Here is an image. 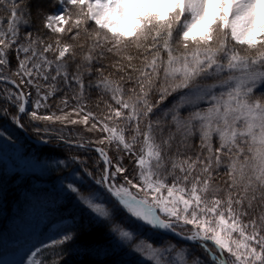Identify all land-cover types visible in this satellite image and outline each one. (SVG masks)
Masks as SVG:
<instances>
[{
    "label": "snow or ice",
    "instance_id": "6c2138e0",
    "mask_svg": "<svg viewBox=\"0 0 264 264\" xmlns=\"http://www.w3.org/2000/svg\"><path fill=\"white\" fill-rule=\"evenodd\" d=\"M56 3L49 35L32 0H0V152L16 145L4 125L31 127L41 144L74 146L79 169L25 194L72 226L41 242L51 259L34 246L26 264H66L63 246L92 233L103 241L73 251L113 264L183 255L143 231L187 242L191 264H264V0Z\"/></svg>",
    "mask_w": 264,
    "mask_h": 264
},
{
    "label": "rangeland",
    "instance_id": "374dc122",
    "mask_svg": "<svg viewBox=\"0 0 264 264\" xmlns=\"http://www.w3.org/2000/svg\"><path fill=\"white\" fill-rule=\"evenodd\" d=\"M59 7V5H58ZM57 7V8H58ZM57 9L54 14H56ZM7 131L15 138V149L5 148L0 152V189L3 185V181L9 176L19 175L21 177L41 176L43 178L51 175L52 171L58 170L64 164H57L59 159L55 158H42L36 157L39 149L29 148L22 143V139L18 138L13 131L12 125H4ZM18 138V139H17ZM72 171L67 174L56 175L53 179L44 180V183L35 184V189H52L53 185L58 181L65 179V183L73 179ZM33 186V185H31ZM25 195L26 192L24 191ZM29 202L27 206L19 212H12L13 214L9 218V243H5L0 247V264H15L20 260H24L26 264V253H29V249L35 250L34 246L41 247V242L51 243L53 239L58 238L65 232V229L71 224L70 218L65 216L60 217L56 210V205L52 203L46 196L41 195L39 199L29 196ZM67 207L69 205L65 203ZM9 212H5L0 200V221L7 218ZM59 217L53 222H49L50 218ZM49 222V224H48ZM142 238H145L146 243H152L153 247H164L166 241L170 240L172 244L177 245V251L183 253V255L177 256L172 254V259L175 264H191L188 258V254L193 252L192 248L187 247V244L176 242L174 239L167 238L165 235H157L152 231H143ZM46 253H44L45 255ZM40 256V259L44 258ZM147 252L144 254L135 253L131 256L125 255V259L131 260L136 264H153L152 261L147 259Z\"/></svg>",
    "mask_w": 264,
    "mask_h": 264
},
{
    "label": "trees",
    "instance_id": "16d2710c",
    "mask_svg": "<svg viewBox=\"0 0 264 264\" xmlns=\"http://www.w3.org/2000/svg\"><path fill=\"white\" fill-rule=\"evenodd\" d=\"M58 4L56 3V0H32V9L35 15L33 17H29L30 19H33L35 22L36 28L42 30L45 33H48L51 35L50 31L48 29L43 28V23L46 21V16L49 14H54L55 10L57 9ZM25 13L27 14V9H25ZM29 30V29H24ZM17 67V62L15 58L12 60V68L8 71V75H11V73L15 70ZM13 79L15 77L13 76ZM5 85H0V87H3ZM10 87V86H9ZM29 91H33L34 89H29ZM60 95V94H58ZM97 102V92L93 90L91 97L87 100L88 106L93 110L97 111L95 108V103ZM40 127H44L45 125L40 124ZM13 131L16 133L18 138L22 139V143L31 148H34V145L30 143L24 135L17 130L15 126H12ZM55 127L58 129L60 125H55ZM71 130V128L69 129ZM85 137H91L93 136V133H87L83 131V128L78 129ZM26 133L29 135V137L33 140H38V135L34 131L31 130V127L27 128ZM98 135V134H97ZM17 138V139H18ZM77 154V151L74 147L69 148V146L63 145V144H51V145H44L42 146L39 151L36 154L37 160L42 158H55L59 160H64L65 165L62 167H59V169L52 171L51 175L48 177H41V176H32V177H21L19 175L15 176H9L10 178H6L3 181V185L0 189V200L1 204L3 205L4 211L9 212V215L7 218L1 219L0 221V247L7 242V238H9V218L13 214L12 212H19L23 210L27 203L29 202V199H25V195L23 192L25 191L26 194L31 193L35 189V184H37L38 188L40 187L38 184L44 183V180L53 179L56 175L61 174H67L70 171L79 170L78 165L72 164L71 162V155ZM2 178V176L0 177ZM2 183V181H0ZM33 185V186H31ZM30 196V195H29ZM62 208L66 210L68 207L66 204L62 205ZM60 217H64L63 212H58ZM66 216V215H65ZM59 217H53L50 218L49 222H53L57 220ZM86 217H81L79 227L81 230L83 228L84 223L86 222ZM48 222V224H49ZM72 226L70 225L65 229L66 231H71ZM170 238V237H167ZM172 239V238H171ZM103 241V237L99 233H92L87 235L86 237H82V239L79 242H71L66 245H64L65 254L62 258L57 259H63L66 261V264H113L114 260L117 259L116 257H111L108 259H104L102 253L98 254L97 252H92L89 255H81L77 252L73 251L74 244L79 243L81 245L83 244H96ZM176 241V240H175ZM178 242V241H176ZM193 250V249H192ZM46 253L44 255V258H52V253L50 251H45ZM40 258V257H39ZM122 259L124 261V264H136L135 262L125 259V255L122 256Z\"/></svg>",
    "mask_w": 264,
    "mask_h": 264
},
{
    "label": "water",
    "instance_id": "95a60500",
    "mask_svg": "<svg viewBox=\"0 0 264 264\" xmlns=\"http://www.w3.org/2000/svg\"><path fill=\"white\" fill-rule=\"evenodd\" d=\"M8 86H10V87H14V86H11V85H8ZM17 130L20 131V132L24 135V137H25L29 142H31L33 145H35L37 148H40V147L44 146V144L39 143L38 140H33V139H31V138L29 137V135L26 133L25 130L18 129V128H17ZM73 147H74V146H73ZM166 236H167V237H171V238L175 239L176 241H178V238L174 237V235L171 234V233L167 234ZM180 242H183V241H180ZM183 243H187V242H183Z\"/></svg>",
    "mask_w": 264,
    "mask_h": 264
}]
</instances>
